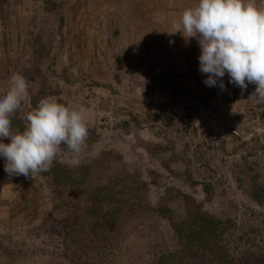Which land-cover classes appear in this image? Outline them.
Returning <instances> with one entry per match:
<instances>
[{"label":"rangeland","instance_id":"obj_1","mask_svg":"<svg viewBox=\"0 0 264 264\" xmlns=\"http://www.w3.org/2000/svg\"><path fill=\"white\" fill-rule=\"evenodd\" d=\"M196 3L0 0V89L13 73L30 84L14 115L23 120L31 99L47 96L80 110L87 150L77 165L62 145L53 164L84 171L97 196L113 191L103 198L119 194L123 205L113 230L91 225L92 216L79 227L61 204L51 211L43 173L9 175L0 157V264H264V103L254 84L241 91L227 73L224 89L206 86L197 40L169 33ZM25 183L40 191L37 216L9 224ZM180 194L232 222L213 249L194 247L192 259L156 213L166 206L172 221L182 218ZM98 205L105 214V202ZM56 222L78 238L69 251L67 236L50 231Z\"/></svg>","mask_w":264,"mask_h":264},{"label":"clouds","instance_id":"obj_2","mask_svg":"<svg viewBox=\"0 0 264 264\" xmlns=\"http://www.w3.org/2000/svg\"><path fill=\"white\" fill-rule=\"evenodd\" d=\"M176 32L197 40L199 71L206 75V86L219 84L224 89L222 78L227 73L229 83L241 91L254 84L253 95L264 103V0H197L173 22L169 33ZM29 99L30 84L21 73H13L7 88L0 89L4 171L25 177L48 172L62 145L78 165L88 147L83 113L47 96L24 114L21 130L13 126L12 117Z\"/></svg>","mask_w":264,"mask_h":264},{"label":"trees","instance_id":"obj_3","mask_svg":"<svg viewBox=\"0 0 264 264\" xmlns=\"http://www.w3.org/2000/svg\"><path fill=\"white\" fill-rule=\"evenodd\" d=\"M49 3V1H46L47 6L51 5ZM37 103L38 101L35 97L30 101L31 107H35ZM12 123L14 127L23 130L24 121L17 115L12 117ZM83 169L85 168L83 167ZM43 174L47 178V185L50 188L47 197L52 212L55 209L57 212H60L59 205L61 204L68 210L74 219H77L79 224L75 222V225H79V227L88 225L91 216L93 218L91 225L95 227H101L99 222L102 223L103 221L105 227L109 230H113L117 226L118 223L116 224L115 220L119 219L123 210L119 194L114 193L112 198H103L104 195H109L113 192L109 191V194H104L99 197L97 196V187L88 185L89 181L86 179L84 171L77 174L76 172L66 170L57 163L52 164L51 170L44 172ZM74 175L77 176L75 177ZM205 188L206 185H203V190H205ZM129 189H132L131 186H129ZM66 195L70 196L66 197ZM39 198H41V194L35 186L28 183L20 186L18 188L17 197L9 204V212L4 219L6 220L5 222L11 224L15 218L20 216H22L23 220L27 218L28 222L34 220L37 216L35 203L36 199ZM252 200L256 203H261L259 196L254 197ZM102 201L105 202L108 208L105 214H103L104 209L98 205ZM180 201L186 208V213L182 218L172 221L170 215L172 210H169L166 206L158 208L156 213L162 218L171 221V226L174 234L177 236L181 250L190 253L192 259L194 258L192 255V249L194 247L199 249L209 247L213 249L216 239L221 238L229 229H231L232 222L228 218H215L214 216L202 212L199 205H197L188 195L180 194ZM0 205H3V202L0 203ZM97 206L98 211L96 209ZM51 226L55 227H52L50 231L57 234H65L67 236L62 238L64 243L62 250L65 249L66 251H69V247L78 242V238L71 234L69 235V230L65 229L67 232L61 230V228H64L61 226V223H52ZM56 227H60L59 231H56ZM82 232H84V229ZM7 244H9V246L11 245V243H6V245ZM1 246L2 241L0 239V247ZM186 257H188L187 254Z\"/></svg>","mask_w":264,"mask_h":264}]
</instances>
